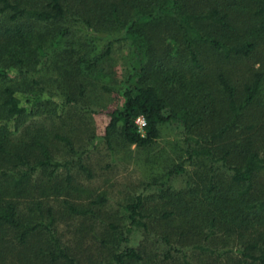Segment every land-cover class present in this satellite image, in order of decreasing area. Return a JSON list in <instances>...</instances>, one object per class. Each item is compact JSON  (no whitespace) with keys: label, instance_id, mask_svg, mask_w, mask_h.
<instances>
[{"label":"trees","instance_id":"obj_1","mask_svg":"<svg viewBox=\"0 0 264 264\" xmlns=\"http://www.w3.org/2000/svg\"><path fill=\"white\" fill-rule=\"evenodd\" d=\"M170 20L176 44L183 49L174 55L164 40L155 42L147 32L148 26L153 29ZM71 21L83 23L89 31L118 27L124 31L123 39L131 42L133 69L123 92L124 105L110 114L107 139L119 131L129 146H150L160 137L162 124L178 121L188 126L189 113L174 107L175 97L184 94V101L198 100L193 123L214 122L211 138L221 142L217 160L232 172L227 186H217L212 179L205 200H197L207 206L210 238L221 229L233 242L239 235L241 258L233 264H264V184L259 182L264 176V0H0V80L6 82L0 89V264H8L10 255L29 252L30 240L49 228L22 216L15 191L40 168L56 172L62 165L54 162L42 136L33 135L28 142L15 139L10 126L13 123L18 131L22 120L34 114L19 94L41 86L36 76L50 60L48 49L70 33L66 25ZM162 30L170 31L168 26ZM112 47L109 41L100 54H81L73 64L64 59L65 75L76 74L68 68L72 65L75 71L93 70ZM79 89L83 96L84 86L79 84ZM141 116L147 121L144 136L136 125ZM238 127L241 132L234 135ZM60 140L75 152L68 138ZM216 154L212 148L189 152L191 159ZM17 171L22 172L19 178L13 176ZM183 172V164L172 170ZM142 203L139 197L126 206L130 227L121 239L124 243L136 228L146 229ZM175 203L186 212L182 200ZM35 211L44 217L42 205ZM48 216L52 217L51 211ZM164 241L170 245L168 238ZM38 250L37 256L52 263L78 264L54 237L48 249L38 246ZM141 259L126 247L115 255L114 264Z\"/></svg>","mask_w":264,"mask_h":264},{"label":"rangeland","instance_id":"obj_2","mask_svg":"<svg viewBox=\"0 0 264 264\" xmlns=\"http://www.w3.org/2000/svg\"><path fill=\"white\" fill-rule=\"evenodd\" d=\"M165 26L170 31L162 30ZM66 27L70 33L55 40L48 49L49 62L36 76L41 88L19 94L34 114L22 120L18 131L13 123L10 126L15 139L28 142L33 135L42 136L54 162L62 165L56 172L50 167L40 168L15 191L22 216L49 228H42L30 240L29 252L10 255L8 264H67L36 255L38 246H51L52 237L78 264H114L115 255L126 247L142 258L127 264H233L239 260L243 248L239 235L233 242L221 229L210 238L207 206L197 203L205 200L212 179L217 186L225 187L232 175L228 166L217 160L221 142L211 138L214 122L207 119L193 123L198 100L184 101V94L175 97L174 107L189 113L188 126L178 121L162 124L160 137L150 146H129L120 139L119 131L107 139L110 114L124 105L123 92L133 69L131 42L123 39L124 31L118 27L89 31L86 25L74 21ZM174 27L171 20L160 27H147L152 40H164L162 44L171 46L173 55L183 50L176 44ZM109 41L113 42L112 52L96 68L83 72L78 68L75 71L72 65L68 68L77 76L65 75L68 70L62 67L64 59L73 64L81 54L98 55ZM5 84L0 80V89ZM79 84L84 86L83 96ZM240 132L238 127L234 135ZM60 137L72 142L74 153ZM208 148L216 150L214 158L189 156V152ZM181 164L184 172L173 174ZM14 174L19 178L22 172ZM259 180L264 184V176ZM139 197L146 229L136 228L129 243H124L121 239L130 227L126 206ZM176 200H182L185 213ZM37 205H42L44 217L35 211ZM169 212L174 216L163 218ZM199 247L216 254L202 252Z\"/></svg>","mask_w":264,"mask_h":264},{"label":"built area","instance_id":"obj_3","mask_svg":"<svg viewBox=\"0 0 264 264\" xmlns=\"http://www.w3.org/2000/svg\"><path fill=\"white\" fill-rule=\"evenodd\" d=\"M136 125H137L138 130L141 133V135L144 136L145 135V130H146V127H147L146 119L144 117H142V116L137 118Z\"/></svg>","mask_w":264,"mask_h":264}]
</instances>
